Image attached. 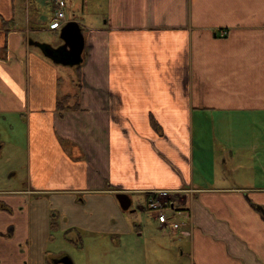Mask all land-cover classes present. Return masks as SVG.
Instances as JSON below:
<instances>
[{"label": "crops", "instance_id": "crops-1", "mask_svg": "<svg viewBox=\"0 0 264 264\" xmlns=\"http://www.w3.org/2000/svg\"><path fill=\"white\" fill-rule=\"evenodd\" d=\"M68 2L75 72L0 0V126L25 127L27 175L0 209V259L149 264L117 195L145 211L153 190L192 188L170 230L188 264H264V0Z\"/></svg>", "mask_w": 264, "mask_h": 264}, {"label": "rangeland", "instance_id": "rangeland-1", "mask_svg": "<svg viewBox=\"0 0 264 264\" xmlns=\"http://www.w3.org/2000/svg\"><path fill=\"white\" fill-rule=\"evenodd\" d=\"M100 2L101 0H91L89 4L90 10L99 12L98 5ZM86 11L87 9L84 13H86ZM15 14V20L19 28H24L28 19H30L32 38L34 41L38 40L40 43L41 39L42 43L49 44L53 47H59V45L63 43L61 39V30L53 31L50 27L54 18L52 10L48 6L40 5V0H16ZM82 17L84 16L82 15ZM82 24L85 25L83 20ZM77 68L78 67H68L69 70L74 72ZM9 125H11V121L8 122L7 125L2 123L0 126V145L2 147L0 151V209L4 208L6 212L13 214V212L8 211L4 203H6L9 198L16 197L11 193L20 191L27 185L25 169V127L17 126L15 130L13 129L11 131ZM36 198V196H32L27 198V200L31 202L35 201ZM131 211H135V213L132 214L137 215L134 221L136 225L140 226L142 229V235H140L141 237H139V241H137V246L141 249L142 253L147 251L145 260L143 259L142 262H147L149 264L189 263L188 257L183 255V251H185L186 247L179 236L172 234L168 229L160 230L158 221L148 209L145 211L138 210L133 206ZM126 215L131 217L129 212H126ZM139 233L141 234V232ZM7 236L10 235L8 234L6 237ZM2 237H5V235H2ZM16 245H18V247L21 246L20 243ZM2 247L3 246H0V249H2ZM5 250H7V247H5ZM64 251L70 253L75 262L78 263V256L73 248H66ZM100 252H102V250ZM100 254L98 255L99 258H101ZM97 261L98 260H95V262ZM0 264H5L4 259H0Z\"/></svg>", "mask_w": 264, "mask_h": 264}, {"label": "built area", "instance_id": "built-area-1", "mask_svg": "<svg viewBox=\"0 0 264 264\" xmlns=\"http://www.w3.org/2000/svg\"><path fill=\"white\" fill-rule=\"evenodd\" d=\"M56 10L51 23V30H61L71 20L68 18L67 10L69 3L67 0H53ZM225 35V32H222ZM195 190L192 188H182L180 190H153L149 193L147 209L154 218L169 228L172 232L180 230L179 220L181 218L191 219V212L186 208H181L184 195L194 196Z\"/></svg>", "mask_w": 264, "mask_h": 264}, {"label": "water", "instance_id": "water-1", "mask_svg": "<svg viewBox=\"0 0 264 264\" xmlns=\"http://www.w3.org/2000/svg\"><path fill=\"white\" fill-rule=\"evenodd\" d=\"M63 45L58 48L45 43L34 42L43 54L57 64L68 67L79 66L83 63L85 37L81 25L77 21L69 22L61 29ZM117 199L123 211L130 212L133 206L132 199L126 194H118ZM62 264H73L69 258L61 260Z\"/></svg>", "mask_w": 264, "mask_h": 264}, {"label": "flooded vegetation", "instance_id": "flooded-vegetation-1", "mask_svg": "<svg viewBox=\"0 0 264 264\" xmlns=\"http://www.w3.org/2000/svg\"><path fill=\"white\" fill-rule=\"evenodd\" d=\"M1 148H2V147H1V145H0V151H1ZM60 263H61V262H60ZM61 264H62V263H61Z\"/></svg>", "mask_w": 264, "mask_h": 264}, {"label": "trees", "instance_id": "trees-1", "mask_svg": "<svg viewBox=\"0 0 264 264\" xmlns=\"http://www.w3.org/2000/svg\"><path fill=\"white\" fill-rule=\"evenodd\" d=\"M60 105V108H61V104H59Z\"/></svg>", "mask_w": 264, "mask_h": 264}]
</instances>
